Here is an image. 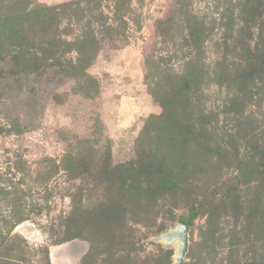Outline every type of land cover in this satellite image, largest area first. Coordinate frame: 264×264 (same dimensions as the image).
Instances as JSON below:
<instances>
[{"label": "rangeland", "instance_id": "374dc122", "mask_svg": "<svg viewBox=\"0 0 264 264\" xmlns=\"http://www.w3.org/2000/svg\"><path fill=\"white\" fill-rule=\"evenodd\" d=\"M197 207L185 264H264V0H0V264H174Z\"/></svg>", "mask_w": 264, "mask_h": 264}, {"label": "water", "instance_id": "95a60500", "mask_svg": "<svg viewBox=\"0 0 264 264\" xmlns=\"http://www.w3.org/2000/svg\"><path fill=\"white\" fill-rule=\"evenodd\" d=\"M191 225L186 222H178L175 226L163 231L154 237L155 241L163 242L166 246L177 244L174 256V264H185L186 255L189 250Z\"/></svg>", "mask_w": 264, "mask_h": 264}, {"label": "trees", "instance_id": "16d2710c", "mask_svg": "<svg viewBox=\"0 0 264 264\" xmlns=\"http://www.w3.org/2000/svg\"><path fill=\"white\" fill-rule=\"evenodd\" d=\"M198 213H199V207L194 208V209L191 211L190 215L187 216V217L184 219L185 222L189 224V222H191V220H192V219H193Z\"/></svg>", "mask_w": 264, "mask_h": 264}, {"label": "bare ground", "instance_id": "6f19581e", "mask_svg": "<svg viewBox=\"0 0 264 264\" xmlns=\"http://www.w3.org/2000/svg\"><path fill=\"white\" fill-rule=\"evenodd\" d=\"M177 244H178V242H176V246H177ZM176 249H177V247H176Z\"/></svg>", "mask_w": 264, "mask_h": 264}, {"label": "crops", "instance_id": "0c3cea01", "mask_svg": "<svg viewBox=\"0 0 264 264\" xmlns=\"http://www.w3.org/2000/svg\"><path fill=\"white\" fill-rule=\"evenodd\" d=\"M76 262V261H75Z\"/></svg>", "mask_w": 264, "mask_h": 264}]
</instances>
